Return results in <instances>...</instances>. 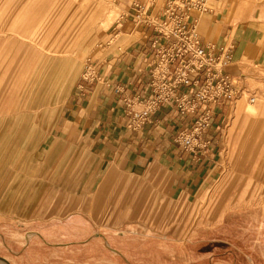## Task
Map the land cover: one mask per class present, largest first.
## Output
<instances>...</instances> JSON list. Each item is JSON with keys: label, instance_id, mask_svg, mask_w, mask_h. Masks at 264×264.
Instances as JSON below:
<instances>
[{"label": "rangeland", "instance_id": "1", "mask_svg": "<svg viewBox=\"0 0 264 264\" xmlns=\"http://www.w3.org/2000/svg\"><path fill=\"white\" fill-rule=\"evenodd\" d=\"M120 2L0 0V264H264L261 68L205 181L168 156L133 166L58 137L85 66L130 44ZM220 3L239 28L264 18V0Z\"/></svg>", "mask_w": 264, "mask_h": 264}, {"label": "crops", "instance_id": "2", "mask_svg": "<svg viewBox=\"0 0 264 264\" xmlns=\"http://www.w3.org/2000/svg\"><path fill=\"white\" fill-rule=\"evenodd\" d=\"M134 2L144 3L149 6L150 12L162 16L166 0H121L123 12L119 24L130 44L105 61L96 63L99 78L90 84L82 79L75 84L68 95L62 116L64 121L60 123L61 118L58 117V127L54 129L59 131L58 137L74 140L76 134V139L88 143L90 149H99L111 158L124 157L133 166L157 156H168L182 164L183 182L194 183L196 178L205 181L211 173H219L221 169L223 149H219L224 145V139L219 134V126L234 102L218 110L208 132L213 140V150L200 159L174 142V135L184 126V121L167 109L152 114L143 127L132 129L124 98L127 95L149 94L148 83L155 62L152 42L156 36L151 27L137 23L132 17ZM235 2L233 8L238 11L240 7ZM233 19L220 0H212L211 9L200 14L197 30L203 42L232 46L234 57L227 70L241 82L238 85L239 98L247 87L245 80L259 77L256 73L258 69L254 68L259 67L264 72V18H252L245 23L244 29L232 23ZM240 32L242 38L238 37Z\"/></svg>", "mask_w": 264, "mask_h": 264}, {"label": "built area", "instance_id": "3", "mask_svg": "<svg viewBox=\"0 0 264 264\" xmlns=\"http://www.w3.org/2000/svg\"><path fill=\"white\" fill-rule=\"evenodd\" d=\"M211 1L166 0L162 16L150 12L144 3H133L134 20L156 33L152 42L155 62L149 94L124 98L129 126L134 130L163 108L180 116L184 126L173 140L197 159L213 150L208 132L218 110L231 105L240 93L227 70L233 61L232 47L203 42L197 30L200 14L211 9ZM97 78V65H86L82 80L90 84ZM255 99L256 95L250 94L249 100Z\"/></svg>", "mask_w": 264, "mask_h": 264}, {"label": "bare ground", "instance_id": "4", "mask_svg": "<svg viewBox=\"0 0 264 264\" xmlns=\"http://www.w3.org/2000/svg\"><path fill=\"white\" fill-rule=\"evenodd\" d=\"M52 43V42H51ZM49 47V46H48ZM51 47V46H50Z\"/></svg>", "mask_w": 264, "mask_h": 264}]
</instances>
